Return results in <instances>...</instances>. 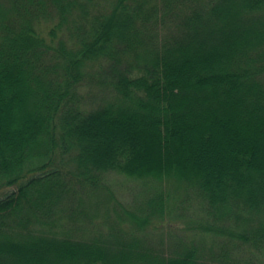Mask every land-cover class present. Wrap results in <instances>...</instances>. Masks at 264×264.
<instances>
[{
	"label": "trees",
	"instance_id": "16d2710c",
	"mask_svg": "<svg viewBox=\"0 0 264 264\" xmlns=\"http://www.w3.org/2000/svg\"><path fill=\"white\" fill-rule=\"evenodd\" d=\"M0 264H264V0H0Z\"/></svg>",
	"mask_w": 264,
	"mask_h": 264
},
{
	"label": "rangeland",
	"instance_id": "374dc122",
	"mask_svg": "<svg viewBox=\"0 0 264 264\" xmlns=\"http://www.w3.org/2000/svg\"><path fill=\"white\" fill-rule=\"evenodd\" d=\"M139 182L141 181L134 180L118 172L110 173L106 178V186L108 185L112 189V191L115 192L116 194L115 196H118V198L122 202L124 201L125 203H129L130 205H132L135 202L136 200L135 197H136L137 192L139 191L138 194H141L142 192L144 193L148 187V185H144V184L141 185ZM149 193L150 192H148V194ZM142 198L145 199V197H142ZM195 208L194 209L192 208V209L195 211ZM193 210L191 211L194 212ZM95 220L97 222L100 220V218H96ZM177 225L181 229H186L185 224L182 222H179ZM165 230H166V239H168L167 235L180 232V230L171 232L172 229L168 230L167 228ZM90 233H92V231H87V234H90ZM192 233L194 232L191 230H188V229L183 230V234L191 235Z\"/></svg>",
	"mask_w": 264,
	"mask_h": 264
}]
</instances>
